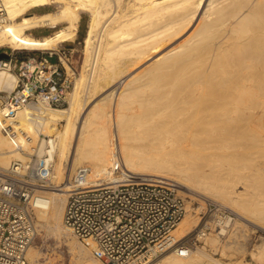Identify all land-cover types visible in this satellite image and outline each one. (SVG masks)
Here are the masks:
<instances>
[{
	"label": "bare ground",
	"instance_id": "1",
	"mask_svg": "<svg viewBox=\"0 0 264 264\" xmlns=\"http://www.w3.org/2000/svg\"><path fill=\"white\" fill-rule=\"evenodd\" d=\"M1 2L8 21L0 28V48L5 46L28 50L54 48L62 43L61 41L74 37L80 21V11L88 13L89 16L83 41L84 64L80 75L74 81L71 93L68 94L67 106L62 108L51 106L39 111L36 107L25 105L19 109L14 120L19 126L18 130L25 133L28 138L19 132L12 138L5 134L0 126L1 172L15 160L21 161L25 169L27 157L24 153L31 154L35 151L38 157L44 156L47 163L50 162L47 169L53 184L35 189L30 204L36 208L35 213L39 222L42 221L54 236L60 237L65 234L61 221L68 190L66 184L71 173L77 166L87 162L92 176L101 177L104 174L106 176L112 166L114 149L118 150L121 164L130 175H137L140 178L164 177L172 181L177 191L181 193H184L180 188L183 187L189 193H196L194 195L203 199H217L220 203H226L225 205L230 208L224 206L235 214L232 223L235 228H231L234 233H229L230 229L228 231L229 235L234 237L231 243L234 242L235 246L237 236L240 235H236L235 231H241L243 226L252 224L254 227L264 229V158L257 165L251 164L253 161L249 162L247 167L242 164V160L245 161V157L247 156V159L251 154L250 150L247 151L251 147L248 143L251 139L247 142L249 135L256 130L264 135V0H1ZM56 4H61L56 11L30 13L33 8ZM55 25L61 26L50 34L35 37L29 33L35 28L48 29ZM193 25L195 28L189 35L164 52L162 50L152 64L145 67L148 71L144 68L146 73L141 70L143 75L141 71L129 74L132 69L152 54L159 52L165 44L181 36ZM202 49L203 51L207 49V54L210 53L216 61L219 60L221 62L219 66L223 58L225 63L230 65L232 74L230 73L229 84L222 79L225 85L222 84L219 95L215 92L218 96L213 94L207 97L208 99L201 96L203 100L192 97L193 101L197 99L198 104L203 103L209 109L205 115H201L202 117L197 113L199 119L196 118L198 120L194 122L195 124L185 127L181 125L183 119L185 120L183 110H176L179 104L172 110L174 101L179 103L178 98L182 97L192 101L189 96L185 98L188 95L184 94L185 91L187 89L193 91V88L198 86H195L196 80L204 77L206 79L208 76L204 71H200L197 72L200 73L197 78L195 73L193 76L197 79L196 82H192L195 83L194 87L191 83L188 85L191 87L186 89L183 87L185 91L175 90L176 87L173 89L171 85L177 84L174 82V75L173 79L168 80L167 76L165 83L167 85L170 82L168 85L171 88L167 86L169 91H166L168 93L164 96L163 91L159 94L157 92L162 90L159 88L162 87V83L158 81L164 77L159 76V71L161 69L162 73L164 71L162 69L168 71L171 68L173 71V68L177 70L193 66L194 61L199 58L198 56V58L195 56L197 59L194 58L195 53L198 50L202 53ZM199 56L202 55L199 53ZM163 63L165 64L162 65ZM154 64L157 67H153ZM120 77L124 79L109 88L99 99L96 97L98 101L94 100L95 103L92 104L98 91L110 86ZM190 81L191 79L189 83ZM15 83L14 73L0 69V91L12 89ZM172 89L174 92L177 91L172 92L176 94L175 97L171 95ZM180 93L185 96L181 97ZM192 95L190 94V97ZM208 100L213 102L211 103L213 105L206 104ZM189 101L184 104L190 103ZM171 106L173 107L170 110ZM201 109L205 108L202 106ZM188 114L186 119L189 118ZM253 115L256 120L252 119ZM59 122H63L60 124L61 127L58 125ZM215 122L220 123V127L218 125L220 129L217 127L216 130L212 126ZM254 124L258 127L254 128ZM248 131L250 134H247ZM39 134L46 135L47 139H41L38 137ZM38 138L41 139L39 142ZM262 140L264 142V136ZM222 141L226 142L224 146ZM220 148H223V152ZM222 163L224 165H221ZM58 185L59 188L56 187ZM187 208L190 213L192 212L193 207L187 205L182 219L186 216ZM193 209L195 212V208ZM219 220L221 219L218 218ZM230 220L232 218H227L225 224ZM180 221L169 234L172 240H178L191 233L197 227L196 223L198 224L196 216L192 214ZM246 228L248 231V227ZM218 233L225 234L226 230L211 229L204 238V244L207 243L215 250L220 243ZM67 238L69 248L76 253L78 264H105L91 256L90 251L93 247L91 241L87 245L73 239L72 236ZM226 245L219 249L223 256L225 250L232 247ZM254 247L251 251L252 258L257 264H264V238ZM40 257L41 253L29 245L25 252L28 263L39 264L37 260H40ZM229 260L226 262L212 258L202 246L195 247L192 251L181 252L168 249L160 258L150 260L146 264H251L247 261Z\"/></svg>",
	"mask_w": 264,
	"mask_h": 264
},
{
	"label": "built area",
	"instance_id": "2",
	"mask_svg": "<svg viewBox=\"0 0 264 264\" xmlns=\"http://www.w3.org/2000/svg\"><path fill=\"white\" fill-rule=\"evenodd\" d=\"M7 21L0 0V28ZM1 48L6 57L0 58V69L14 73L16 83L12 89L0 91V126L12 138L18 132L26 136L14 120L19 109L28 105L40 111L67 104L74 78L72 50L65 45L9 52ZM112 154L106 176L94 177L90 166L80 165L66 184L62 227L87 245L91 241L93 258L105 264H146L168 249L190 250L192 243L205 236L209 229L203 220L206 208L194 235L170 239V232L186 212L184 197L164 177L131 176L122 166L118 150ZM49 163L44 156H36L25 169L15 160L0 170V264H26L25 252L35 237L30 198L33 186L50 181ZM219 213L221 220L215 227L226 230L230 213L225 209Z\"/></svg>",
	"mask_w": 264,
	"mask_h": 264
},
{
	"label": "rangeland",
	"instance_id": "3",
	"mask_svg": "<svg viewBox=\"0 0 264 264\" xmlns=\"http://www.w3.org/2000/svg\"><path fill=\"white\" fill-rule=\"evenodd\" d=\"M60 5L61 4H56V5H43V6H41V7H38V8H33V9H31L30 10V13H36V14H39V13H45V12H52V11H56V10H58L59 9V7H60ZM88 21H89V16H88V13H84V12H82V11H80V21H79V23H78V27H77V31H76V33H75V35H74V37L70 40H65V41H61L62 43H59L57 46H59V45H65V46H68L71 50H72V56H71V66H72V69L74 70V78H73V83H72V86H73V84H74V81L76 80V78L80 75V73H81V71H82V65L84 64V36H85V33H86V29H87V25H88ZM61 25H55V26H50L48 29L47 28H35V29H33V30H31L29 33L32 35V36H41V35H46V34H50V33H52V32H54V31H56L59 27H60ZM195 28V25H193L192 27H190L189 29H187L185 32H183L182 34H181V36H179L178 38H176L175 40H172L171 42H168L167 44H165L164 45V47H162V49L159 51V52H157V53H154V54H152L151 56H149V58H147L144 62H142L141 64H139L137 67H135L134 69H132L130 72H129V74H133V73H135V72H137V71H141V70H144V68L147 66H149V64L151 63L152 64V61L155 59V58H157V56H159V54L160 53H162V52H164L165 50H167L169 47H171V46H173V45H175V44H177V43H179V42H181L182 41V39L183 38H185L187 35H189V33L190 32H192V30ZM176 41V42H175ZM170 45V46H169ZM56 46V47H57ZM165 46H167V47H165ZM2 50H5V51H7V52H9L11 49H13V48H10V47H2L1 48ZM163 50V51H162ZM206 50L207 49H204V51H203V49H202V53L203 52H205V53H201V50H198L196 53H195V55H194V58L195 59H197L198 57V60H196V61H194L195 62V64L193 65V66H191V65H189L188 67H186L185 69H183V68H178L177 70H176V68H173V71H172V69L171 68H169V70L171 69V72L168 70V71H166L165 69H162V70H164L162 73H161V69H160V75L157 73V75L156 76H164L163 78H160V80L161 81H158V82H161V83H159V84H161L162 85V87H159V88H162V90H159V91H161V92H159V91H157L158 92V94L159 93H162V91L164 92V96H166V93H168V92H166V91H169V89H168V87L170 86V85H166V83L165 82H167L166 80H165V78H167V76H168V78H167V80L168 79H171L172 77H173V75H174V82H176L177 84H175L174 82H172V83H174V85L172 84L171 86H173V89H174V87H176L175 88V90L177 89V90H184V88L186 89L187 87H188V85L189 84H191L192 82H196L197 81V84H195V83H192L191 85H193V87H194V84H195V86H197V88H198V90H197V88L196 87H192L193 88V91L191 90V89H187L188 91H189V93L187 92V90L185 91L186 93H184L183 91V93L186 95V94H188V95H186V97L185 98H187L188 96V98H191L190 100H192V101H189L188 99H184V97H182V96H185V95H182L181 93V97L182 98H178L179 100L177 101V102H179V103H176V101H174V107L173 106H171L169 109L171 110V108H172V110H174V108H176L177 106H178V104H179V108H176V110L177 109H180L183 113H184V115H185V117H183V118H185V120L183 119V122L181 123V125L182 126H193L195 123L194 122H196L198 119H199V117L201 116V115H205L206 114V112H207V110L209 109V107L207 106V105H205V106H207V107H205L204 106V104L202 103V104H198L196 101H198L199 99H202L203 100V98L202 97H204L205 99L207 98V97H209V96H211V95H213V94H215L214 96H216L217 94L219 95V93H220V90H222L221 89V87H223L224 85H225V83L224 82H226V84H229V82H230V77H231V74H232V69H230V65H228L227 63H225V61H224V59L223 58H221V60H223V62H222V66L220 65L219 66V64L221 63V62H219V60L218 61H216L215 59V57L214 56H211L210 55V53H208L207 54V52H206ZM209 50V49H208ZM162 51V52H161ZM200 51V52H199ZM210 52V51H209ZM199 53H200V55H202V56H199ZM198 54V55H197ZM209 57L208 59L206 58L207 56ZM197 58H196V57ZM205 56V57H204ZM202 58V59H201ZM203 58L204 59H206V60H203ZM214 58V59H213ZM195 59H193V60H195ZM219 59H220V57H219ZM202 60V61H201ZM211 60V61H210ZM220 60V61H221ZM198 61V62H197ZM213 61V62H212ZM162 62H164V61H160V63H162ZM197 62V63H196ZM204 62H205V64H204ZM211 62V63H210ZM216 62V63H215ZM165 63H166V61H165ZM165 63H163L162 65H164ZM227 64V65H225V64ZM156 64H158V63H156ZM159 65V64H158ZM161 65V64H160ZM205 65V66H204ZM211 65H214V67H212ZM204 66V67H203ZM226 68H225V67ZM153 67H157V65H155L154 64V66ZM159 67V66H158ZM161 67V66H160ZM194 67V68H193ZM203 67V68H202ZM218 67H219V69H218ZM228 67V68H227ZM211 68V69H210ZM212 68H213V71H211L212 70ZM216 68V69H215ZM221 68V69H220ZM146 69V68H145ZM149 69V68H148ZM174 69L176 70V71H174ZM208 69H210V70H208ZM227 69V70H226ZM147 70V69H146ZM182 70V71H181ZM187 70V71H186ZM190 72H189V71ZM199 70V71H198ZM221 70V71H220ZM230 70V71H229ZM148 71V70H147ZM203 72L204 71V73H205V75L206 76H208V77H206V79H207V81H206V79H205V77H204V79H202V78H198L199 76L198 75H200V73L198 74L197 72ZM209 71H211L209 74H208V72ZM144 72H145V70H144ZM166 72V73H165ZM173 72L175 73V74H173ZM176 72H177V74H176ZM207 72V73H206ZM141 73H142V71H141ZM146 73V72H145ZM167 73H169V74H167ZM171 73H172V75H171ZM193 73V74H192ZM195 73H197L196 74V77L199 79V81H198V79L197 78H195L193 75L195 74ZM211 73H213L212 75H211ZM222 73H224V74H222ZM231 73V74H230ZM144 73H142V75H143ZM219 74V75H218ZM184 75V76H183ZM221 75V76H220ZM224 75V76H223ZM171 76V77H170ZM193 76V77H192ZM210 76H211V78H210ZM185 77V78H184ZM219 77H220V79H219ZM227 77V78H226ZM172 78V79H173ZM175 78H177V79H175ZM194 78V80H192ZM124 79V77H120L119 78V80H116L115 82H113L110 86H107V87H105L103 90H101V91H98L96 94H95V96H94V98H93V101L94 100H97V98L99 99L100 97H102L103 95H105L107 92H108V90H109V88H111L113 85H116V84H118L119 82H121L122 80ZM189 79H191V81H190V83H189ZM195 79H197L196 81H195ZM210 81H209V80ZM216 79V80H215ZM222 79H224L225 81L223 82L222 81ZM159 80V79H158ZM176 80V81H175ZM187 80V81H186ZM202 80V81H201ZM222 82H221V81ZM119 81V82H118ZM173 81V80H172ZM204 81V82H203ZM218 81V82H217ZM221 83H220V82ZM199 82V83H198ZM201 82V83H200ZM165 83V84H164ZM220 83V84H219ZM186 84V85H185ZM222 84H223V86H222ZM160 85V86H161ZM177 85V86H176ZM191 85L189 86V87H191ZM261 85H262V83H261ZM168 86V87H167ZM171 86H170V88H171ZM177 87H179V88H177ZM184 87V88H183ZM188 87V88H189ZM164 88V89H163ZM171 90V95H176V94H174V93H177V91H175L174 92V90ZM191 90V91H190ZM71 91H72V87L70 88V90H69V92L71 93ZM156 92V93H157ZM172 92H174V93H172ZM179 92V91H178ZM217 94H216V93ZM190 94L192 95L191 97H190ZM199 96H198V95ZM179 95V94H178ZM217 95V96H218ZM179 96V97H180ZM202 96V97H201ZM70 97V96H69ZM97 97V98H96ZM175 97V96H174ZM195 99V97L198 99H196V100H194L193 101V98ZM181 99H183V100H188L190 103H192L191 105H190V103H187V104H184V103H186V102H188V101H180ZM208 99V98H207ZM98 101V100H97ZM183 102V103H182ZM199 102V101H198ZM95 103V101L92 103V104H94ZM176 103V104H175ZM183 104L184 106H186V107H183V105L181 106L180 104ZM194 103V104H193ZM206 104H211V103H213V102H211V101H209L208 100V103H207V101L205 102ZM189 104V105H188ZM177 105V106H176ZM196 105H199V107L198 106H196ZM211 105H213V104H211ZM65 106H67V104H65L63 107H65ZM176 106V107H175ZM190 106H192V107H190ZM194 106V107H193ZM202 106H203V108H205L206 109V111H205V109H201L202 108ZM182 107V108H181ZM188 107H190V110L189 111H187L189 108ZM58 108H62V107H58ZM185 108H186V111H187V114L188 113H192L191 115H192V118H191V115H189L188 117L189 118H191L190 119V121H187V120H189V118L188 119H186V116H187V114L185 113L186 111H185ZM192 109H194V110H192ZM196 109V110H195ZM181 111H178V112H181ZM192 111H194V112H192ZM201 113H200V112ZM204 111H205V113H204ZM176 112V111H175ZM196 113V114H195ZM197 113H198V116L199 117H197ZM255 113V112H254ZM253 113V114H254ZM257 114H258V112L256 111V115L255 116H257ZM254 115H253V118L252 119H255L254 118ZM195 118H194V117ZM202 117V116H201ZM196 118H198V119H196ZM196 119V120H195ZM194 120V121H193ZM256 120V119H255ZM193 121V122H192ZM185 122H187V123H185ZM190 124H189V123ZM194 123V124H193ZM218 122H215V123H213V127L216 129V130H218V129H220L219 127H220V123H218ZM63 124V122H59V127H61V125ZM185 124V125H184ZM193 124V125H192ZM218 125H219V127H218ZM257 125L256 124H254L253 125V127L254 128H257L256 127ZM217 127H218V129H217ZM257 131V130H256ZM255 131V133H254V131H253V136H252V134H251V136L249 135V139L247 140V142L250 140V142H248L250 145H251V147H250V145H249V149H247V151L249 152V150L251 151L250 153V156H248L249 158H247L246 159V157H245V161H244V159L242 160L243 162H242V164L244 165L245 164V167H247V165H249L250 163L249 162H251V161H253V162H251V164H258L259 162H261L262 160H263V158H264V154H262V153H264V151H263V148H264V142H263V133H261L260 131H257L256 132ZM250 131H248V133L247 134H250L249 133ZM259 133V134H258ZM261 133V134H260ZM256 136H255V135ZM257 135L260 137H258L259 138V140H258V138H257ZM263 135V136H262ZM38 137H40L41 139H47V136L46 135H44V134H39L38 135ZM40 138H38L37 139V141L39 142V139ZM255 138H257L256 140H255ZM262 138V139H261ZM40 139V140H41ZM259 142H258V141ZM227 141V140H226ZM222 143V146H224L225 145V141H222L221 142ZM221 143L219 142L218 144H220V147H222L221 146ZM38 145V143L36 142V145L35 146H37ZM263 147V148H262ZM261 149V150H260ZM220 150H222V152H223V148H220ZM219 150V151H220ZM256 150H258V151H256ZM260 150V151H259ZM218 151V150H217ZM254 151V152H253ZM262 151V152H261ZM36 152L34 151L33 153H31V154H28V153H24L25 154V156L28 158H25L26 160H27V162H26V164L28 163V162H32V160L37 156L36 154H35ZM253 153V154H252ZM260 154V155H259ZM261 155H262V158H260L261 157ZM252 156V157H251ZM220 159V158H219ZM218 159V160H219ZM248 159H252V160H248ZM219 161H221V159L219 160ZM257 162V163H256ZM53 163H55V162H53ZM224 163V162H223ZM221 164V165H224V164ZM249 163V164H248ZM30 164V163H29ZM217 164H218V161H217ZM216 164V165H217ZM220 164V163H219ZM218 164V165H219ZM81 165H88V166H90L87 162H83ZM80 166V165H79ZM220 166V165H219ZM218 166V167H219ZM254 167V166H253ZM254 168H256V166L254 167ZM249 170V169H248ZM74 172V171H73ZM73 172L71 173V175L73 174ZM252 172H255V171H253L252 170ZM256 175V174H255ZM131 176H133V177H135V178H137V179H139L140 177H137V175H131ZM63 183V182H62ZM53 184V182L52 181H48L47 182V184H39V185H36V186H33V188H34V190L35 189H39V188H43V187H41V186H43V185H52ZM61 184V183H60ZM63 185V184H62ZM183 191H184V193H181V192H179L178 191V193L179 194H181L183 197H184V199H185V203H186V206L188 205V206H190V207H193V208H195V212H194V209L193 208H191L192 209V212L190 213L189 212V210H188V208H187V213H186V216L181 220V221H183L184 219H186V218H188L189 217V215L190 214H192V215H195L196 216V218H197V222H198V219H199V217L198 216H200V214H201V211H204V208H206V213L204 214V217H203V220L204 221H206L207 222V224H208V226H209V229L207 230V232H206V234H205V236H203L202 238H200L199 240H197V241H195V243H192L191 245H190V250L192 251V250H195V247L196 248H200V247H202L203 246V248H205V250H206V252L212 257V258H215V259H217V260H222V261H228V259H230L231 261H243V262H249V263H251V264H257V262L252 258V256H251V251H253L254 250V246L257 244V243H259L260 241H261V239H263L264 238V229L263 228H260V227H254L252 224H248V226H243L242 228L243 229H240V227H238V229H240L241 231H239V230H237V231H235L236 233V235H238V234H240V235H238L237 236V238H238V240L236 241L237 243H235L236 244V246L234 245V242L233 243H231L232 241L231 240H233V235H229V233H231V232H233L234 233V230H232L231 228H235L234 227V224H232L233 223V219H235L234 217H235V214L231 211V210H229V209H227L225 206H227V207H229L228 205H225L226 203H224V202H221L220 203V201H218L217 199H207V198H204L203 199V197H199V196H196V195H194V194H196V193H189L185 188H183V187H180ZM180 189V190H181ZM34 190H33V193H32V195L35 193L34 192ZM204 200V202H202V200ZM201 200V201H200ZM202 202V203H201ZM208 204H210V205H208ZM225 205V206H224ZM218 208H221V209H225L227 212H229L230 214H229V216L232 218V220H230L229 221V223H228V227H227V229H226V233L225 234H222V235H220L219 233H218V236H219V239H220V243H221V245H220V243L218 244V246H216V249L214 250L213 248H211V246L210 245H207V243H205L204 244V238L209 234V232L211 231V229L213 230V229H216L217 230V228L215 227V226H217V223H218V218H220V216H221V214L219 213V211L221 210H218ZM230 208V207H229ZM35 210H36V208H34V207H32V214H33V220H34V227H35V237H34V239H33V241L31 242V244H30V246L32 245L35 249H37L40 253H41V257H40V260H37L38 262L37 263H39V264H78L76 261H77V256H76V253L74 252V251H72V249H70L69 247H70V245L68 244V238H67V236L69 237V236H72L71 234H69L66 230H64L65 231V234H63V235H61L60 237H56V236H54L46 227V225L44 224V223H42V221H40L39 222V220L37 219V217H36V213H35ZM38 220V221H37ZM237 220V219H236ZM235 220V221H236ZM180 221V222H181ZM38 223V224H37ZM41 223L43 224V226L41 225ZM196 225H197V223H196ZM41 226V227H40ZM46 226V227H45ZM198 226L199 225H197V227L195 228V230H193L191 233H189V235L191 234H193L194 235V233H195V231H196V229L198 228ZM233 226V227H232ZM246 227H248V231H247V228ZM64 229V228H63ZM229 229H230V232L228 233V231H229ZM44 230V231H43ZM243 230V231H242ZM250 230H252V231H250ZM238 231L240 232V233H238ZM245 231H247V232H245ZM250 231V232H249ZM242 232H244V233H242ZM232 233V234H233ZM247 233L249 234V235H247ZM69 234V235H68ZM246 234V235H245ZM66 235V236H65ZM189 235H187V237L189 236ZM244 235L246 236L245 237V239H243V237H244ZM248 236V237H247ZM73 237V236H72ZM242 237V238H241ZM73 239H76V238H74L73 237ZM77 240V239H76ZM228 240V241H227ZM77 241H79V242H81L80 240H77ZM239 241V242H238ZM191 242H193V239H192V241ZM227 242V243H226ZM81 243H83V242H81ZM240 245H239V244ZM232 245V247H231V249L230 248H227L226 250H225V252H224V256H223V254H220L221 252H219L220 250V247H222V245ZM219 245H220V247H219ZM226 245V246H227ZM234 245V246H233ZM239 245V246H238ZM210 246V247H209ZM242 246V247H241ZM234 247V248H233ZM240 248V249H239ZM252 248V249H251ZM171 250H173V249H171ZM72 251V252H71ZM237 252V253H236ZM229 254V255H228ZM162 255V254H161ZM161 255L160 256H158L156 259H158V258H160L161 257ZM222 255V256H221ZM233 255V256H232ZM72 256V257H71ZM48 257V258H47ZM156 259H154V260H156ZM233 259V260H232ZM237 259H240V260H237ZM242 259V260H241ZM229 260V261H230ZM250 260H251V262H250ZM49 261V262H48ZM255 261V262H254ZM26 264H29L28 263V260L26 259Z\"/></svg>",
	"mask_w": 264,
	"mask_h": 264
},
{
	"label": "water",
	"instance_id": "4",
	"mask_svg": "<svg viewBox=\"0 0 264 264\" xmlns=\"http://www.w3.org/2000/svg\"><path fill=\"white\" fill-rule=\"evenodd\" d=\"M2 57H6V55L4 53H0V58Z\"/></svg>",
	"mask_w": 264,
	"mask_h": 264
}]
</instances>
